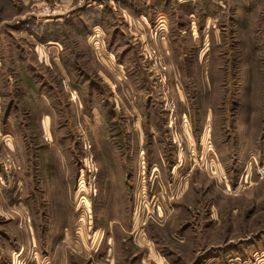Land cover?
I'll list each match as a JSON object with an SVG mask.
<instances>
[{
  "label": "rangeland",
  "instance_id": "rangeland-1",
  "mask_svg": "<svg viewBox=\"0 0 264 264\" xmlns=\"http://www.w3.org/2000/svg\"><path fill=\"white\" fill-rule=\"evenodd\" d=\"M0 264H264V0H0Z\"/></svg>",
  "mask_w": 264,
  "mask_h": 264
},
{
  "label": "trees",
  "instance_id": "trees-1",
  "mask_svg": "<svg viewBox=\"0 0 264 264\" xmlns=\"http://www.w3.org/2000/svg\"><path fill=\"white\" fill-rule=\"evenodd\" d=\"M95 14H98L99 15V12H96ZM94 14V15H95ZM99 19H95V23L97 22V23H99V21H98Z\"/></svg>",
  "mask_w": 264,
  "mask_h": 264
},
{
  "label": "crops",
  "instance_id": "crops-1",
  "mask_svg": "<svg viewBox=\"0 0 264 264\" xmlns=\"http://www.w3.org/2000/svg\"><path fill=\"white\" fill-rule=\"evenodd\" d=\"M100 23H95V25L97 26V25H99ZM94 25V26H95ZM52 43H57V42H55V41H51Z\"/></svg>",
  "mask_w": 264,
  "mask_h": 264
}]
</instances>
